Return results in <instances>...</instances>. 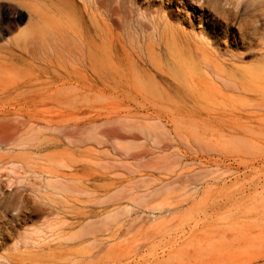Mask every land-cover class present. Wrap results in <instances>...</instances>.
I'll list each match as a JSON object with an SVG mask.
<instances>
[{
  "label": "rangeland",
  "instance_id": "1",
  "mask_svg": "<svg viewBox=\"0 0 264 264\" xmlns=\"http://www.w3.org/2000/svg\"><path fill=\"white\" fill-rule=\"evenodd\" d=\"M0 146V264H264L263 8L0 0Z\"/></svg>",
  "mask_w": 264,
  "mask_h": 264
},
{
  "label": "bare ground",
  "instance_id": "2",
  "mask_svg": "<svg viewBox=\"0 0 264 264\" xmlns=\"http://www.w3.org/2000/svg\"><path fill=\"white\" fill-rule=\"evenodd\" d=\"M249 1H253V2H257L262 8H263V15H264V0H249ZM240 17H241V12L238 10H236L235 12H233L232 10H231V13H230V16L228 17V18H226V21H225V30H224V33L226 34V35H228L229 34V32H230V29L231 28H233L235 25H241V21H240ZM213 20V19H212ZM213 25H216V23H213ZM249 33V32H248ZM234 36L231 32H230V36ZM246 35V34H245ZM244 35V36H245ZM242 36H243V33H242ZM249 37V36H248ZM245 40H247V44L249 45V47H252L253 45H255V41H257L255 38H250V39H248L247 37H246V39ZM130 47V46H129ZM248 47V48H249ZM140 52V51H139ZM3 149H4V147L3 146H0V151H3ZM15 162H16V160H11V158L10 159H5L4 157H0V165H5V163H7V164H15ZM20 168H23V169H25L26 168V166L24 165V163H22L21 164V167ZM22 169V170H23ZM4 184V183H3ZM3 185H2V182H1V180H0V206H1V203H2V199H3V197L5 196L4 195V193H2L3 191ZM6 214L5 213H3V212H1L0 213V222L1 223H8V220L6 219ZM19 216H20V214H18L16 217H15V219H14V223H16V224H18V222L20 221V219H19ZM12 225L13 224V222L11 223H8V225ZM0 232L2 233V235H3V233L5 232L4 231V229H3V227H0ZM7 255V254H6ZM8 256V255H7ZM9 257H10V255H9ZM14 261V260H13ZM12 261V262H13Z\"/></svg>",
  "mask_w": 264,
  "mask_h": 264
}]
</instances>
